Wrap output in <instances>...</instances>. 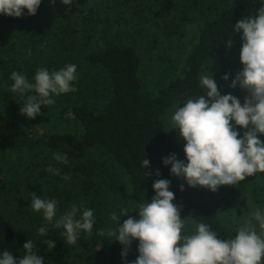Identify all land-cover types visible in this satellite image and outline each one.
<instances>
[{
	"label": "trees",
	"instance_id": "1",
	"mask_svg": "<svg viewBox=\"0 0 264 264\" xmlns=\"http://www.w3.org/2000/svg\"><path fill=\"white\" fill-rule=\"evenodd\" d=\"M137 1L73 0L70 6H65L61 0H55L54 5L50 0H41L34 16L27 15V9L20 18L0 14V82L4 85L0 90V150L16 151L25 146L42 145L46 150L42 159L44 165L42 167L38 163L37 167L44 170L49 166L59 168L60 175L49 172L58 181H64L63 177L68 176L71 170H78L75 163L86 159L91 150H100L105 158V170L116 166L124 178L126 205L131 207L137 219L139 204L150 203L155 195L153 183L166 179L171 182L169 190L174 193L173 204L180 207V216L185 224L205 223L217 233L219 239L235 238L237 233L219 221L216 209L201 198L186 196L187 189H190L186 180L172 175L171 165H163L162 159L170 154L187 163L185 153L169 139L163 118L178 103L206 95L200 85L204 63L223 56L234 44L242 41L243 33H235L234 25L241 19L258 15L264 0H186L181 13L188 14L183 20L192 22L194 13L191 16V12L194 11H208L210 17L203 23L196 43L186 54L180 76L160 88L153 97L142 91V58L136 49L137 43L144 45L153 36L149 35L147 28L134 21L135 14L139 17L142 13L135 10L138 8L134 5ZM164 1L172 5L171 0ZM115 4L119 8L126 7L119 13L123 19L117 25V41L111 40L106 30L93 27L100 26L99 17L106 16ZM186 8L189 11H185ZM74 19L82 29H90L91 34H87V38L90 41L94 39L92 42L96 43L93 46L85 43L86 47L80 52L74 50L76 45L73 46L71 42L74 39L69 36V27ZM179 19L172 17L171 20L162 21L159 27L165 36L180 34ZM54 23L60 32L57 37L62 38L57 45L61 48L62 56L68 57L71 64H75L80 57L85 67L104 72L108 87L105 102L100 107H90L85 103H73L66 107L80 126L78 135L49 133L36 138L33 126L27 132L23 128L31 119L21 114L22 106L17 105V93L11 91L9 83H14L10 79L12 72L21 74L25 69V43L28 39L36 43L46 41ZM129 39L134 45H120ZM57 153L66 154L68 163L56 161L54 157ZM143 159L149 160V167L142 166ZM157 169L160 171L159 177L155 175ZM181 184L184 185L183 191L180 190ZM41 225L48 228V239L54 240L59 247L56 248L62 260L58 264H63L68 256L67 242L54 226ZM82 238L83 247L90 246L91 242L98 245L93 259L102 256L104 259L122 261L124 246L114 238L101 236L95 229L87 235L84 232ZM4 251H10L17 260L24 255L14 225L0 211V256ZM127 257H130V250Z\"/></svg>",
	"mask_w": 264,
	"mask_h": 264
},
{
	"label": "rangeland",
	"instance_id": "2",
	"mask_svg": "<svg viewBox=\"0 0 264 264\" xmlns=\"http://www.w3.org/2000/svg\"><path fill=\"white\" fill-rule=\"evenodd\" d=\"M171 1V6L164 0H138L134 4L138 7L135 10L142 12L139 17H136L135 14L134 21L138 22L139 26L147 28L150 32L149 35L153 36L148 43L144 45L137 43L136 45L137 52L142 58V91L151 97L155 96L157 91L168 82L180 76L186 54L196 43L203 23L210 17L207 14L208 11L202 13L194 11L191 12V16L194 13L193 21L187 22L182 18L188 13H181L186 0ZM125 9L126 7L119 8L115 4L106 16L99 17L100 26L93 25V27L106 30L110 39L117 41V25L119 26V21L123 19V15L119 13ZM185 11L189 10L186 8ZM172 17L181 18L178 20L180 21V34L165 36L159 26L164 19L171 20ZM161 18L163 20L160 22ZM79 26L74 19L73 24L69 27V36L74 39L71 40L73 46L76 45L74 50L80 52L84 46L86 47L85 43L90 46L96 43L92 42L94 39L90 41L87 38V34H91L90 29L85 30ZM59 33L54 23L51 25L46 41L42 40V42L36 43L28 39V42L25 43L23 51L27 57H25V69L21 75L26 77L29 82L35 83L34 76L39 68H47L49 72H52L71 64L68 62V57L62 56L60 46L59 48L57 46L62 41V38L57 37ZM242 43L243 41L234 44L223 56L205 62L200 74V76L205 73L213 75L220 94H231L237 97L241 106L244 104L245 97L249 95L248 92L239 85L236 88H232L230 85L236 74L244 67L240 61ZM125 44L134 45L131 39L126 43H120V45ZM81 60L79 57V60L75 62L78 78L72 84L78 90L59 96L53 95L55 103L49 106L42 105L41 114L32 118L31 122L23 127L26 132L29 127L33 126L36 138L49 133L78 135L80 126L66 107L73 103H85L90 107H100L105 102L108 87L105 73L98 68L85 67ZM225 74H228L227 81L223 79ZM12 84L9 83L10 87ZM3 87L4 85L0 82V90ZM206 91L205 89V94ZM17 96V105L23 106L26 96H21L18 93ZM184 103H178L169 109L166 117L163 118L164 128L169 139L177 144L182 152H184L186 142L179 136L177 129H171L170 118L176 108L183 107ZM231 123L239 133L238 138H242L247 129L235 125L234 121ZM257 138L264 143V134H258ZM45 153V148L40 144L35 147L25 146L16 151L0 150V211L14 225L22 247L26 241L33 240L35 252L43 258V264H58L62 258L57 250L59 248L57 245L49 250L43 242L49 240V234L44 237L39 235L38 229L42 227L41 223H49L44 219L42 211L35 212L31 209V193H36L42 199H55L57 201V218L65 211L70 210L74 204L92 209L96 221L93 229L97 231L103 229L106 232L115 227V223L111 221L110 217L113 213L121 215V209H127L130 216L137 218L131 207L126 205L123 195V190L126 188L124 178L116 166L105 170V158L100 150L93 149L86 159L76 162L78 170H71L68 175L71 179L64 181L56 180L48 171L37 167L38 163L43 167L42 159ZM189 188L186 191V196L201 198L212 205L217 211L219 221L235 233L255 210H264V173L258 172L254 176H249L236 186H220L215 192L200 186ZM128 218V216H122L117 222V227L121 226ZM252 223L259 234L262 230L258 223L256 221ZM50 225L54 226V222ZM57 229L66 241V237L63 235L64 229ZM183 231L189 235L195 233L196 224L187 222ZM83 235L84 231H81L75 245L67 243L68 256L63 264H131L139 255V241L134 240L130 249V257L121 262L104 259L102 256L93 259L98 245L91 242L90 246L83 247L81 243ZM262 264H264V260H262Z\"/></svg>",
	"mask_w": 264,
	"mask_h": 264
},
{
	"label": "clouds",
	"instance_id": "3",
	"mask_svg": "<svg viewBox=\"0 0 264 264\" xmlns=\"http://www.w3.org/2000/svg\"><path fill=\"white\" fill-rule=\"evenodd\" d=\"M73 0H61L70 6ZM52 5L55 0H50ZM41 0H0V14L20 18L27 9V15L34 16ZM242 48L240 61L243 70L238 72L230 87L239 85L248 92L243 106L237 97L231 94L221 95L213 75L200 76V85L206 95L188 99L183 107H177L171 116V129H177L179 136L186 142L184 153L187 163L170 154L162 159L163 165H171L170 173L183 177L190 187H205L215 192L220 186H236L248 176L264 173V143L258 134H264V6L258 15L239 20L234 32H241ZM78 78L75 64L65 65L60 70L49 72L39 68L34 76L35 83L29 82L18 72H12L10 79L13 93L26 96L20 108L22 115L35 118L40 115L41 106L55 103L53 95L75 92L72 86ZM223 79L228 80V74ZM34 93V94H29ZM247 129L242 138L235 126ZM55 160L67 164V155L55 154ZM149 160L143 159L142 166L149 167ZM46 171L60 175L59 168L49 166ZM150 175V173H147ZM157 177L160 171H155ZM70 180V176H64ZM170 181L156 180L152 188L155 191L151 202L141 203L138 216L128 214L121 209V215L113 213L110 217L115 227L106 232L101 229L99 235L114 238L124 246L122 260L126 259L134 240H138V257L131 264H262L264 260V210L257 209L251 217L237 229L235 238L222 240L205 223H198L193 234H185V220L181 219L180 207L173 204L174 193L169 190ZM184 190V185H180ZM31 209L43 212L44 219L54 227L63 228L68 244L75 245L81 231L91 233L96 223L92 209L83 205H72L57 218V201L42 199L31 193ZM122 216H128L117 227ZM79 217V218H77ZM256 221L262 230L259 234L253 226ZM39 235H47L48 228L40 227ZM49 250L55 247V241H43ZM24 255L15 259L10 251L0 256V264H43V258L35 252V243L28 240L23 245Z\"/></svg>",
	"mask_w": 264,
	"mask_h": 264
}]
</instances>
